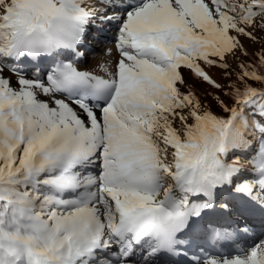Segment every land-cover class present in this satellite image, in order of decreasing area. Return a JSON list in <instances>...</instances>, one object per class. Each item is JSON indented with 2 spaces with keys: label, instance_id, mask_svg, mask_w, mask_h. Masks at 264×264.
<instances>
[{
  "label": "snow or ice",
  "instance_id": "1",
  "mask_svg": "<svg viewBox=\"0 0 264 264\" xmlns=\"http://www.w3.org/2000/svg\"><path fill=\"white\" fill-rule=\"evenodd\" d=\"M237 209L264 217V0H0V264H264Z\"/></svg>",
  "mask_w": 264,
  "mask_h": 264
},
{
  "label": "rangeland",
  "instance_id": "2",
  "mask_svg": "<svg viewBox=\"0 0 264 264\" xmlns=\"http://www.w3.org/2000/svg\"><path fill=\"white\" fill-rule=\"evenodd\" d=\"M98 23V22H97ZM104 28V31H97L95 27L91 28L87 34V37L84 41L85 47L81 48L80 51L83 53V56L80 58L83 63L81 66L84 67H94L97 63H99L101 60L106 59L104 53L106 49H113V55H115L114 51V40L113 37L115 36V28L110 27L108 25L101 26ZM242 42L244 43L245 47L248 48V51L254 52L257 48H260V44L253 45L250 41L245 40L244 38H241ZM241 61L247 62V57H240ZM229 63L232 64V71L233 76L230 77V79H235V72L240 71L239 68L235 66V64L232 62L231 58H229ZM210 74L214 79H216L219 83L222 85H227V80H225L221 75V70L217 68L210 69ZM186 79L188 80L189 84H197L198 82L191 79V77L188 75L187 72H185ZM201 93L207 92V91H214L213 89H208L206 87H202L199 89ZM203 98V96H202ZM223 98V97H222ZM212 107L214 110L218 109L216 108L215 102H212ZM239 214V211L237 209V212L233 214V217L236 218ZM237 221H242V217L238 216ZM264 217H261L259 221H263ZM242 223V222H241ZM262 226L264 227V222L262 223ZM261 226H257L256 229H259ZM264 231V229H263ZM260 232V231H259Z\"/></svg>",
  "mask_w": 264,
  "mask_h": 264
}]
</instances>
